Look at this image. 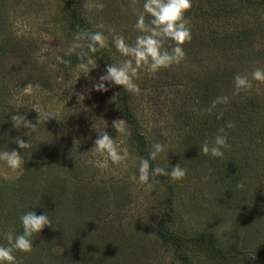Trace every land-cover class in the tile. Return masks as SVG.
Returning <instances> with one entry per match:
<instances>
[{
    "label": "rangeland",
    "instance_id": "rangeland-1",
    "mask_svg": "<svg viewBox=\"0 0 264 264\" xmlns=\"http://www.w3.org/2000/svg\"><path fill=\"white\" fill-rule=\"evenodd\" d=\"M204 1L192 0L186 15L191 29L195 24H204L191 18L192 9L200 11ZM75 2L0 0V24H7V37L17 47L28 48L26 58L32 64L39 63L50 80V87L36 86L27 94L16 89V95L29 107L26 116H38L37 112L46 110L58 118L41 123L33 135L45 140L39 153L40 186L33 195L34 210L37 214L48 213L53 224L34 236L29 254L15 253L21 264H264V146L257 141L251 145L260 156L248 168V132L231 135L226 129L230 146L236 142L242 150L235 151L230 159V147L223 157L200 155L199 145L205 140L210 142L224 126L217 121V113L228 115L230 108L217 106V113L209 114L196 100L199 89L192 87L195 76L172 80L171 74L168 79L164 72L151 73L142 66L136 78L140 92L127 91L128 102L146 137L147 150L156 141L172 149L168 156L162 153L154 160L153 166H169L170 170L180 163L188 172L181 181L170 182L164 177L169 186L161 180L153 181L151 186L131 182L129 174L142 156L123 117L116 88L103 92L92 89L93 80L103 71L98 64L88 76L80 75L77 66L68 72L55 66L57 57L64 55L78 32L71 27ZM100 3L102 8L97 6ZM142 3L82 0L78 8L90 28L103 31L108 38L109 46L104 50L112 63L131 59L115 49L112 37L122 35L128 43L135 42L141 34L134 24ZM219 24L264 26V11L248 8L233 20ZM240 28L228 25L221 31L231 35ZM258 48L264 51V46ZM247 49L234 45L215 58V63L201 53L200 62L193 61L197 64L193 67L201 70L200 74L222 62L223 68L233 69L232 76L234 72L249 75ZM18 52L12 58L23 62L25 56L21 50ZM252 83L254 89L260 82ZM255 92L264 95V89ZM185 96L191 97L193 104L181 106L179 100ZM92 125H105V130L129 152L127 169L101 166L106 156L90 151L97 136ZM22 170L23 166L13 171L0 162V179L15 180ZM238 182H243L245 188H238ZM168 195L173 211L171 219L163 223ZM17 223L21 230L18 219ZM160 223L177 243L161 239L157 233ZM0 243L4 241L0 239Z\"/></svg>",
    "mask_w": 264,
    "mask_h": 264
},
{
    "label": "trees",
    "instance_id": "trees-1",
    "mask_svg": "<svg viewBox=\"0 0 264 264\" xmlns=\"http://www.w3.org/2000/svg\"><path fill=\"white\" fill-rule=\"evenodd\" d=\"M205 1L206 5H204ZM205 1L200 3V11L192 9V20L195 22L200 21L204 24H195L196 27L194 26L195 28L191 29L192 40L183 45L186 51L185 59L178 65H173L170 68H162L160 72H164V76L168 79L171 77L172 80L195 76L192 78L194 80L192 87L197 90L199 89L197 92L198 95L196 94V100L208 110L209 114L217 113L216 110L218 107L230 108V113L223 115L217 121L221 124H225L226 121L233 122L234 127L229 129L231 135L232 133L241 135L242 130L248 132V168H251L257 161L258 156H260L254 148H251V145L257 141L264 146V95L262 93L257 95L255 92L257 89L263 90L264 83L257 84V87L254 89L252 87L246 91L243 90L242 92L234 93L233 69L223 68V65L220 64L222 62H218L216 65L213 64L214 69L199 74L201 70L193 67V65H197L193 61L200 62L201 53H203L207 60L209 59L214 62L213 60L215 58L223 56V51L226 52L228 48L235 45L239 49H243L245 46L248 48L246 51L248 52L249 58V77L253 67H263L264 51L258 47L264 46V26L262 24H248V27H246L247 24L219 23L221 21H229L230 19L233 20L236 14L248 8L259 7L264 11V0ZM81 2L82 0H76V4L71 8V15L74 20L71 27L76 28V31L82 29L93 31L89 24L79 15L78 8ZM190 11L189 9L185 15L190 13ZM6 25L0 24V149H17L21 152L24 164L19 178L12 181L0 179V229L15 228V230L20 231L18 229V223L16 224L19 215L29 208L35 209L33 195L36 193L35 188L40 186L39 173L41 162L39 153L42 143L30 134L29 138L32 143V148L27 150L19 149L18 145L11 140V137L19 135L24 140H27L28 136L24 135V133L28 130L24 127H21L19 130L13 128L10 116L17 113H24L26 115V112H29V107L25 104V100H21L16 95V89L23 90L29 84L47 88L50 87V80L43 74V70L38 65L39 63L32 64L26 58L27 52H29L28 48L17 47L15 43L10 41L6 34ZM225 25H231L234 28L239 25L241 28L239 30L234 29L233 33L228 35L224 30L221 31V29L226 27ZM167 46L166 44L165 47ZM18 50H21L20 54L25 56V59L22 57L23 62L22 60L18 62L12 58L16 54L19 55ZM94 55L97 58V64L102 69H104L107 63H112L108 59L104 49ZM215 55L217 56L214 57ZM61 57H63L64 62L57 60L55 66L63 72L72 70L78 64L75 54L70 57L64 55ZM113 86L121 97L123 117L131 128L132 138L135 141L137 149L142 157H146L149 152L146 148V137L141 133L138 120L132 112L128 102L129 97L127 96V91L120 85ZM228 94L230 95L228 103H217L213 106L212 102L216 97L228 96ZM187 97L189 98V96H185L181 101L179 100L181 106H184L186 102L193 104L192 98L190 97L187 101ZM16 104L22 107L16 108L14 106ZM27 116L33 123H37V115L30 116L28 114ZM233 144L234 146H230L231 150L227 151L228 159H230L235 151L242 150L238 148L236 142ZM151 163L153 165V161ZM157 178L165 186H169L166 178L163 176H158ZM172 211V199L168 195L167 209L161 220L163 223L171 219ZM163 223H160L157 228L158 235L164 242L177 243L176 238L171 236L163 227ZM52 231L55 232L56 230L52 229Z\"/></svg>",
    "mask_w": 264,
    "mask_h": 264
},
{
    "label": "clouds",
    "instance_id": "clouds-1",
    "mask_svg": "<svg viewBox=\"0 0 264 264\" xmlns=\"http://www.w3.org/2000/svg\"><path fill=\"white\" fill-rule=\"evenodd\" d=\"M102 8V3L97 5ZM192 0H143L142 11L136 16L134 27L141 34L137 35L134 43H128L122 35H113L112 45L123 56L131 57L120 63H107L98 79H94L92 89L96 91H108L113 85H120L126 91L139 93L140 87L136 83L138 71L142 66L151 73H156L162 68H170L180 64L186 57L183 45L192 40V30L189 27V20L185 13L191 8ZM146 17L149 19L146 22ZM103 28V25L98 26ZM168 45L165 47V45ZM108 38L103 31H91L82 29L73 37V43L67 48L64 56L76 55L80 70V75L88 76L89 72L96 68L97 58L95 53L108 47ZM80 50V51H78ZM58 61L64 62L63 57H57ZM134 61V63H133ZM70 63V61H69ZM79 75V76H80ZM253 81L264 83V67H253L250 77L245 74L236 73L233 76L234 93L249 89L253 86ZM36 87L27 85L23 89L24 93H30ZM228 96H218L212 102L228 103ZM16 108L22 107L19 104ZM37 112V111H36ZM37 123H33L25 114H13L10 116L12 127L19 130L21 127L28 131L24 135L28 136L24 140L17 135L11 140L18 145L19 149L27 150L32 148L29 138L30 134L38 133L39 125L57 114L49 111H40ZM223 113L217 114V119H221ZM97 136L90 151H94L106 159L102 161V167L109 168L110 165H120L127 169L129 152L122 148L106 130L105 125L93 126ZM231 121H226L217 134L209 142L205 140L199 145L200 155L212 158L223 157L225 150L230 147L226 129L233 128ZM45 141L41 140L40 142ZM172 150L160 141L151 144V150L146 157L139 159L135 171L129 174L131 182H139L151 186L153 181H158V176L169 177L171 181H181L187 175V168L180 163L175 164L169 170V166H153L151 161L156 160L162 153ZM0 162L7 168L16 171L22 168L24 161L21 152L17 149H0ZM237 187L244 189L243 182H238ZM21 230L15 228L0 229V264H21V260L15 255L17 251L31 252L34 245V236L39 235L45 226L53 224L48 213L37 214L32 208L22 212L18 217Z\"/></svg>",
    "mask_w": 264,
    "mask_h": 264
}]
</instances>
